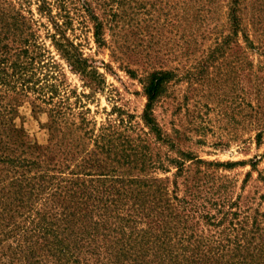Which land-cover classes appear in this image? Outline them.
Returning <instances> with one entry per match:
<instances>
[{"label":"rangeland","instance_id":"1","mask_svg":"<svg viewBox=\"0 0 264 264\" xmlns=\"http://www.w3.org/2000/svg\"><path fill=\"white\" fill-rule=\"evenodd\" d=\"M233 7L241 28L235 35ZM59 38L72 43L103 82L72 70L55 45ZM154 69L176 75L154 106L174 148L158 142L141 118L143 82ZM55 111L79 127L76 134L83 127L95 135L109 127L145 154L129 172L161 179L174 212L188 216L180 222L185 233L202 230L244 245L264 236V0H0L5 228L10 221L23 223L26 213L19 208L9 220L3 207L32 202L16 179L45 172L28 173L5 160L39 162L52 143ZM83 141L87 145L78 144V152L48 161L57 163L61 177L81 171L82 149L93 147L92 139ZM177 150L194 157L181 170L169 160L178 157ZM32 207L42 206L38 201ZM207 212L213 224L205 223ZM8 243L15 244L13 238L0 240V252Z\"/></svg>","mask_w":264,"mask_h":264},{"label":"trees","instance_id":"2","mask_svg":"<svg viewBox=\"0 0 264 264\" xmlns=\"http://www.w3.org/2000/svg\"><path fill=\"white\" fill-rule=\"evenodd\" d=\"M230 17L235 35L241 30L235 7ZM95 36L100 41L98 27ZM55 45L72 70L103 82L96 69H88L86 59L72 43L59 38ZM18 66L24 73L26 67ZM175 76L167 69L148 73L143 82L146 103L141 115L155 139L171 148L174 145L159 125L154 106ZM81 121L89 122L85 117ZM78 128L55 111L50 126L52 143L41 153L39 162L24 158L5 160L14 168L24 167L28 173L34 169L45 172L23 174L14 182L22 195L32 198L26 201L32 202L2 208L9 220L19 213V208H25L26 216L23 223L10 221L11 227L5 228L0 212V240L13 238L15 243L1 246L5 251L0 252V264H264V236L244 245L203 235L202 230L185 233L186 227L180 222L185 223L188 216L174 212L161 179L129 172L131 166L144 162L145 154L133 144L124 143L128 140L109 127H103L96 135L84 127L82 134H76L73 129ZM84 138L92 139L93 147L82 149L85 156L79 163L81 171L73 172L70 178L61 177L57 163L50 166L48 161L55 154H73V149L78 152L84 143L87 145ZM177 153V158L169 160L178 170L183 169L186 160L194 158L189 152ZM48 171L58 175H49ZM38 201L42 207L33 210ZM203 217L206 224L214 223L208 212ZM231 243L235 245L230 247Z\"/></svg>","mask_w":264,"mask_h":264}]
</instances>
